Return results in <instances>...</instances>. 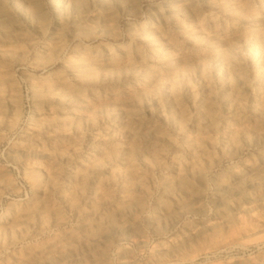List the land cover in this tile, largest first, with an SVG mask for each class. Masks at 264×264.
Instances as JSON below:
<instances>
[{
  "label": "bare ground",
  "instance_id": "1",
  "mask_svg": "<svg viewBox=\"0 0 264 264\" xmlns=\"http://www.w3.org/2000/svg\"><path fill=\"white\" fill-rule=\"evenodd\" d=\"M46 2L58 18L57 29L46 25L44 0H0V40L16 39L22 23L38 34H51L35 64L51 71L26 77L35 106L23 132L34 143L42 141L36 154L48 166L33 180L36 200L15 203L0 216V250L8 254L1 263L111 264L112 242L145 245L135 215L145 209L151 171L164 169L172 158L171 176L161 178L162 197L172 204L158 201L146 220L154 232L166 234L182 215L204 214L206 170L221 163V154L236 160L255 147V153L214 177L212 203L218 212L213 222L186 224L180 242L175 238L157 245L146 263L124 248L120 264H195L199 253L254 244L262 251L207 264H264V0H164L159 8H149L145 21L128 23L129 39L119 43L123 35L116 15L143 18L140 0L128 5L100 0L103 11L90 29L82 30L89 15L79 1L74 7L71 0ZM80 35L89 43L77 44L64 57L66 37L74 41ZM5 44L0 41V114L7 110L17 116L20 96L8 59L23 62L24 53L4 49ZM185 149L187 157L182 156ZM82 154L66 173L70 187L58 193L70 206L81 194L86 213L93 216L78 227L82 234L65 236L68 243L57 236L14 250L27 230L36 238L63 221L50 208V195L60 186L59 169ZM92 177L85 195L82 184ZM115 202L116 212L105 216L102 208ZM245 215L257 221L246 225ZM100 230L101 235H93ZM186 247L190 253L183 252Z\"/></svg>",
  "mask_w": 264,
  "mask_h": 264
},
{
  "label": "rangeland",
  "instance_id": "2",
  "mask_svg": "<svg viewBox=\"0 0 264 264\" xmlns=\"http://www.w3.org/2000/svg\"><path fill=\"white\" fill-rule=\"evenodd\" d=\"M71 7H74L75 2L79 1L84 7L83 11L85 15H89V19H85L82 22V29H90L97 20V15L103 11V6L100 0H71ZM125 4H130L132 0H124ZM164 0H140V4L144 10L145 16L143 18H136L134 16H128L122 13L116 15L118 30L122 33L123 37L119 38L116 42H125L129 38L126 33V25L128 23L143 22L149 17V8L155 7L159 8V5L163 3ZM44 7L46 12V22L48 27L52 29H57L58 18L55 15L52 7L44 0ZM82 12V13H84ZM67 17L64 16V22H67ZM21 32H16L17 38L0 40L3 43L4 49L10 48L14 52H23L24 60L23 62H18L13 58H9L8 62L11 63L15 70V79L17 83V92L20 96L19 111L17 116H13L11 112L4 110L0 114V216L7 214L14 208L15 203L27 202L36 200L37 189L33 185L34 178L40 179L42 171L47 168V161L36 154V150L42 147V141L39 143L33 142L25 137H23V132L27 128L30 118L34 111V102L32 99L30 83L27 81L26 77L38 78L41 76H47L48 70L46 72L41 69L35 68L36 60L38 57L44 53V46L49 43L51 34L48 32L36 33L30 28L28 24H20ZM65 30L69 32L71 26L69 23L65 24ZM114 39H107L106 42H112ZM8 42V43H7ZM81 42H86L84 36L80 35L76 40L71 41L70 38L66 37L64 40V57L72 52L74 47ZM44 60L47 59L46 54L44 55ZM60 68V65L56 67ZM10 124V125H9ZM168 132L172 133V129L169 125H165ZM82 139L85 136H81ZM176 137V136H174ZM81 140V139H80ZM23 150L27 151V155H23ZM257 149L255 147L246 148L240 159H245L249 157L252 153H255ZM189 154L188 150L185 149L182 152L183 157H187ZM84 157L82 154L78 159L70 164L63 165L59 169V175L57 176V182L60 184L56 192L50 195L49 206L57 210L63 217V221L57 226H48L46 229L36 238H33L31 230L25 232V239L23 242L18 243L14 250H21L24 246L30 245H41L50 241L52 238L59 236V238H65V236L72 234L77 237L82 233L78 230V227L85 222L92 219L93 216L89 215L85 211L83 206V198L77 197L73 205H67L64 201L58 199V193L67 191L70 187L65 180L66 173L73 169L78 161ZM222 160L219 165H216L210 169L206 170V185L203 190L202 203L205 208L203 215L196 214H186L182 215L179 222L177 223L174 230L166 234H157L154 230L147 224V219L153 216L156 212V204L158 201H163L168 205L172 204V201H165L163 199L162 193L165 188L161 178L171 176L173 172V161L172 158H168L167 166L164 169H154L151 171V177L147 182V192L145 195V209L135 215L138 223L141 226L142 233L145 236V245L141 247L134 241L122 240L120 242H112L109 246V253L111 258V264H120V252L126 248L130 251L131 256L136 261L148 262L151 259L154 249L157 245L167 242L171 239H177L183 233L185 225L188 223H196L202 219L206 221H214L217 215V209L212 203V197L215 192L216 183L214 177L223 173V171L231 164L237 163L240 159L231 160L226 154H221ZM96 177V176H95ZM92 177L90 180L82 184L83 193L89 192L92 182L95 179ZM8 185V187H4ZM4 187V188H3ZM75 187H77L75 185ZM115 202L111 205V208H102V212L106 213L105 216L111 215L116 212L117 204ZM121 208V207H119ZM102 212L99 214H102ZM37 212L34 213L32 224L37 222ZM243 223L246 225H251L257 221V218L250 215H245L242 217ZM102 230L96 231L93 235L99 236L102 234ZM67 238V237H66ZM179 238V239H178ZM64 243H68L69 239H63ZM180 242V240L178 241ZM89 248L93 247L94 244H89ZM197 246V244H196ZM12 251V250H10ZM262 251V246L252 245L247 249H238L234 246L222 247L218 251L213 252H203L199 253L196 258L195 264H207L210 262H225L231 258H247L251 255L257 254ZM184 253H190V247H186L183 250ZM8 254L5 250H0V264L1 260L5 258Z\"/></svg>",
  "mask_w": 264,
  "mask_h": 264
}]
</instances>
